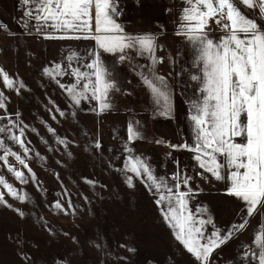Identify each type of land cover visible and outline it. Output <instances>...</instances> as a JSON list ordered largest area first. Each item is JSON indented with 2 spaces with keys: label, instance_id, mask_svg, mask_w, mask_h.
<instances>
[{
  "label": "rangeland",
  "instance_id": "obj_1",
  "mask_svg": "<svg viewBox=\"0 0 264 264\" xmlns=\"http://www.w3.org/2000/svg\"><path fill=\"white\" fill-rule=\"evenodd\" d=\"M251 13L259 20L256 11ZM91 49L90 40L22 33L11 19L10 0H0V69L19 89L5 87L0 77L5 105L0 108V127L6 129L0 133V178L26 195L23 201L15 199L0 184L6 201L0 203V264H200L163 218L168 201L158 206L157 200L168 193L149 188L151 181L135 177L126 165L140 158L169 186L180 183L174 177H191L193 194L186 198L187 208L197 221H211L203 226L205 237L244 223V203L218 191L219 181L199 167L195 155L129 141L122 115L95 108L93 77L81 80L89 88L86 98L74 105L60 85L75 84L76 79L45 75L44 69L56 64L66 72L80 68L90 73L83 65L90 62ZM21 130L23 147L12 138ZM9 166L23 173L27 182L17 180ZM127 176H133L134 187L127 186ZM179 191L188 189L181 184ZM263 213L259 209V216ZM230 258L229 250L219 247L208 264H225Z\"/></svg>",
  "mask_w": 264,
  "mask_h": 264
},
{
  "label": "snow or ice",
  "instance_id": "obj_2",
  "mask_svg": "<svg viewBox=\"0 0 264 264\" xmlns=\"http://www.w3.org/2000/svg\"><path fill=\"white\" fill-rule=\"evenodd\" d=\"M185 2L189 7L183 9L181 17L183 34L194 43L197 52L195 63L201 66L202 72V75L191 77L201 85L200 90L203 94L202 100L192 101L189 109L188 119L193 125L198 141L194 148L198 155L194 159L201 169L210 173L217 181L225 179L223 171L226 170L230 181L226 194L241 200L245 205L244 214L252 217L259 209H264V27H261V22H264V0H185ZM22 3L26 6L25 17L37 23L43 22L38 31L51 27L62 33L60 36L45 35L46 39H93L104 52L123 53L129 48L138 52L147 51L150 54L154 52L153 36L122 35L123 28L114 19L118 12L116 0H22ZM241 6L256 11L259 20L247 16L241 10ZM210 23H215L224 32L220 43L208 37ZM177 34L181 32L178 31ZM89 58L90 62L83 67L90 69V73L81 72L80 68L66 72L61 64L44 69L45 75L54 80L57 76L64 75H72L76 79L75 84L60 85L74 105H79L81 99L86 98L85 93L89 88L88 83L81 85V80L94 77L92 99H97V92L100 91H103L106 98L108 90L113 87L100 53L93 50L89 53ZM125 58V55L120 56L121 60ZM152 59L153 63L158 60L154 56ZM68 60L71 61L72 57L69 56ZM0 77L5 87L19 90L2 69ZM143 79L156 102L161 105L160 114L168 116L171 112V94L165 78L156 76L153 70L151 79L148 77ZM100 85L103 86L102 89L97 87ZM23 87V84L19 85V88ZM4 107L3 93H0V108ZM107 107L108 104L102 105V108ZM5 131V128L0 127V133ZM48 131L54 133L51 128ZM22 136L21 130L19 136L12 138L23 147L24 141L20 139ZM237 137H243L244 142H236ZM135 138H141L140 133L129 124L128 140L132 141ZM96 146L99 147V144ZM0 148H3L2 140ZM27 151L25 148V154ZM11 154L27 167L19 155ZM218 156L224 158L223 162ZM132 159L134 162L130 166L126 165L128 172L137 178L146 177L151 181L147 186L156 192L164 189L168 193V195L162 193L157 200L158 206L161 202L168 201L166 205L168 210L163 213V218L173 229L175 239L200 264H208L209 257L216 248L231 239L235 232L246 227L247 220L232 225L231 230L226 233L222 234L217 229L205 237L203 226L211 221L203 219L197 221L187 208L186 198L193 194L189 186L191 177H174L180 179V183L169 186L162 179L154 177L150 167L142 159L137 157ZM8 170L14 172L17 180L27 182L20 171H15L11 166ZM125 182L128 187H134L133 176H127ZM0 184L4 185L13 198L25 200L26 195H20L13 190L3 178H0ZM181 184L188 191H179ZM0 203H6L2 193ZM55 207L60 209L62 206L57 202ZM261 225V229L254 236V246L258 251L251 255L245 252L244 256L245 259H254L255 264H264V221H261ZM205 240L206 242H202Z\"/></svg>",
  "mask_w": 264,
  "mask_h": 264
},
{
  "label": "crops",
  "instance_id": "obj_3",
  "mask_svg": "<svg viewBox=\"0 0 264 264\" xmlns=\"http://www.w3.org/2000/svg\"><path fill=\"white\" fill-rule=\"evenodd\" d=\"M25 7L22 0H10L11 19L22 33L31 36L62 35L61 32H57L51 27H45L42 31H38L43 22L37 23L25 17ZM116 7L118 12L114 19L122 26V35H151L155 38V48L151 54L147 51L138 52L131 48L125 49L123 53L119 51L104 52L96 45L95 40L82 39L90 40L91 51L95 50L100 53L101 61L109 73L108 78L113 84V87L108 90L106 98L103 91L97 92L98 98L94 99L95 108L100 112L122 115L127 134L129 124H132L134 130H138L140 133L141 138H135L133 141L161 144L170 148H173L170 145H183L185 147L173 149L190 155H198L194 151L198 142L196 133L188 117L190 103L203 98L200 90L201 85L197 81H193L191 77L202 75V72L201 66L195 63L196 47L183 34L184 30L181 24L183 9L188 8L189 5L185 0H116ZM241 10L247 16L255 18L247 7L241 6ZM184 23L187 24V22ZM261 27H264V22H261ZM209 28L208 37L214 42L220 43L224 32L215 24L209 25ZM178 31L181 34L178 35ZM121 55H125L126 58L121 60ZM153 56L158 58L155 63H153ZM153 70L156 76L164 77L169 85L171 112L168 116L160 114L161 105L156 102V98L143 79V77L151 79ZM97 87L102 89L103 86ZM104 104H108L109 107L102 108ZM236 142L242 143L244 138L237 137ZM202 158L207 159L206 157ZM218 159L223 162L224 158L218 156ZM223 174L225 179L218 182L217 189L224 196H229L226 194L230 185L227 171H223ZM215 186L217 185L215 184ZM255 218L257 222H253ZM246 220L248 221L246 227L236 232L231 239L220 246L223 249L227 248L234 258L225 261V264H255L254 259H245L244 256L245 252L251 255L258 251L254 246V236L262 227L261 221H264V213L259 216L258 210ZM252 222L255 224L254 227L246 232ZM235 241L241 245L229 246Z\"/></svg>",
  "mask_w": 264,
  "mask_h": 264
},
{
  "label": "built area",
  "instance_id": "obj_4",
  "mask_svg": "<svg viewBox=\"0 0 264 264\" xmlns=\"http://www.w3.org/2000/svg\"><path fill=\"white\" fill-rule=\"evenodd\" d=\"M215 23H210L209 25H214Z\"/></svg>",
  "mask_w": 264,
  "mask_h": 264
}]
</instances>
